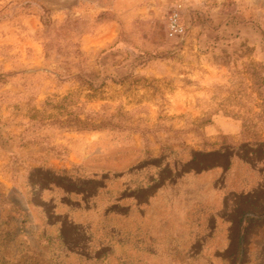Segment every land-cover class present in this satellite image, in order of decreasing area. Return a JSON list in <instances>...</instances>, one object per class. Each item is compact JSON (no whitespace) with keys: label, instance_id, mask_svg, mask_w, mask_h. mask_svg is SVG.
I'll return each instance as SVG.
<instances>
[{"label":"rangeland","instance_id":"rangeland-1","mask_svg":"<svg viewBox=\"0 0 264 264\" xmlns=\"http://www.w3.org/2000/svg\"><path fill=\"white\" fill-rule=\"evenodd\" d=\"M246 1L0 0V264H264Z\"/></svg>","mask_w":264,"mask_h":264},{"label":"crops","instance_id":"crops-1","mask_svg":"<svg viewBox=\"0 0 264 264\" xmlns=\"http://www.w3.org/2000/svg\"><path fill=\"white\" fill-rule=\"evenodd\" d=\"M186 8L199 9V10H216L219 9L220 3L232 2L235 5L237 11L245 12L247 10L253 9L248 5L246 0H182ZM213 2H217V6L213 5ZM255 10V9H254ZM261 178H259L258 184H260ZM257 184V183H256ZM255 184V185H256ZM257 184V185H258ZM255 185L250 186L247 190H251Z\"/></svg>","mask_w":264,"mask_h":264},{"label":"built area","instance_id":"built-area-1","mask_svg":"<svg viewBox=\"0 0 264 264\" xmlns=\"http://www.w3.org/2000/svg\"><path fill=\"white\" fill-rule=\"evenodd\" d=\"M182 31V27L179 23V16L177 13H172L169 19V34L174 35Z\"/></svg>","mask_w":264,"mask_h":264}]
</instances>
